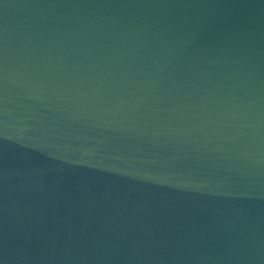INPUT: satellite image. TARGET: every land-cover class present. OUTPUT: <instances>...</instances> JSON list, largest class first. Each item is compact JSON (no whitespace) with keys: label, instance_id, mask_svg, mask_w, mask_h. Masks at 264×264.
Listing matches in <instances>:
<instances>
[{"label":"water","instance_id":"water-1","mask_svg":"<svg viewBox=\"0 0 264 264\" xmlns=\"http://www.w3.org/2000/svg\"><path fill=\"white\" fill-rule=\"evenodd\" d=\"M0 264H264V0H0Z\"/></svg>","mask_w":264,"mask_h":264}]
</instances>
